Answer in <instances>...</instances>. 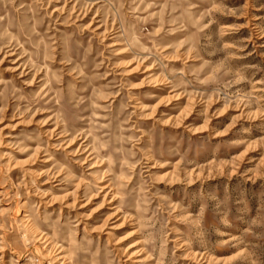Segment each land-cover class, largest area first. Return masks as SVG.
<instances>
[{
    "label": "rangeland",
    "instance_id": "rangeland-1",
    "mask_svg": "<svg viewBox=\"0 0 264 264\" xmlns=\"http://www.w3.org/2000/svg\"><path fill=\"white\" fill-rule=\"evenodd\" d=\"M0 264H264V0H0Z\"/></svg>",
    "mask_w": 264,
    "mask_h": 264
},
{
    "label": "bare ground",
    "instance_id": "bare-ground-1",
    "mask_svg": "<svg viewBox=\"0 0 264 264\" xmlns=\"http://www.w3.org/2000/svg\"><path fill=\"white\" fill-rule=\"evenodd\" d=\"M42 239H44V236L43 235H40L39 238H38V240H42Z\"/></svg>",
    "mask_w": 264,
    "mask_h": 264
}]
</instances>
